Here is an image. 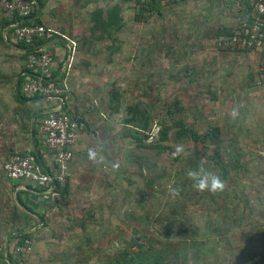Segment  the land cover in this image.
Listing matches in <instances>:
<instances>
[{
  "label": "rangeland",
  "instance_id": "obj_1",
  "mask_svg": "<svg viewBox=\"0 0 264 264\" xmlns=\"http://www.w3.org/2000/svg\"><path fill=\"white\" fill-rule=\"evenodd\" d=\"M237 1L239 0H214L211 10L222 2L226 7L222 9L220 6L222 11L217 14L205 9L202 15H197L201 14L196 11L197 7L196 10H183L181 1H178L177 4L180 5L173 8L179 11H170L171 21L166 14L160 16L148 10L143 14L140 7L145 5L136 3L137 0L124 3L123 0H114V5L124 4V8L129 5L124 12L121 11L125 22L122 31L115 35L116 29H110L112 35L118 38L115 44L117 42L121 45V49L108 54L109 57L113 56L112 63L106 62L105 58L98 54V48L94 50L96 56L92 54L89 57L88 71L91 75L87 78L79 77L80 94L77 101L79 105L84 104L94 109L91 130L80 141L84 147L74 152L69 170L70 195L65 199L56 194L55 198L46 197L45 201L54 202L53 205L47 204L50 227H59V231L63 233L75 230L77 236L68 237L67 242L73 245L78 241L80 248L77 254L82 253L88 264H108V259L122 246L121 233L125 239L134 234L141 242L150 237L161 241L166 237L162 234L159 236V233H163L161 227L168 224L173 217L179 221H185L186 217L190 220L186 225H193L189 229H198V235L190 234L192 239L195 238L194 243L202 244L204 250L214 246L217 248L193 259L194 244L188 241L183 249L186 252L178 260V264H230L229 259L233 258L234 250L240 247L237 240L241 241L242 236L248 232L246 227H250V223L255 221L264 227V83L259 85L256 80L260 52L253 59L249 50L230 52L220 49L216 44L218 29L211 36L207 33L201 34L208 27H216L215 24L221 21V14L226 15L233 10L239 15L238 8L241 5ZM63 3L66 6H57L58 15L47 16L48 24L65 33L69 30L84 32L85 28L79 26L80 16L60 13V10H67L71 1L65 0ZM206 4L209 5V0ZM204 6L202 4L201 11ZM2 8L0 16L5 15ZM137 15L145 18L137 21ZM212 15H217L213 25ZM1 20L0 18V23ZM238 21L239 18L236 22ZM192 31L194 33L190 36ZM100 33L101 30L98 29L91 35L101 39L99 42L110 38L108 33L99 37ZM101 49L105 52L109 48ZM9 52L10 49L0 42V71ZM58 80H62V76ZM113 88L121 92L119 112L112 111L111 108L116 102V99L110 100ZM155 95H158L157 100ZM174 99L182 101L181 105L179 104L182 107L181 113L195 130L203 133L209 125H219L222 129L221 141L208 143L205 148L200 146V152L203 154L200 155V162L204 163V169L207 168L205 163L209 164L207 156L220 148L233 150L232 152L242 151L245 157L243 159L248 160L249 168L244 173L245 179L238 184L239 193L236 194L239 221L224 222L228 228L226 232L217 233L216 230L207 229L206 219L214 212L215 201L204 192L197 191L192 185L191 189L186 186L184 192H179L177 196L172 195L171 190L180 185L179 181H183L187 170L196 169L193 163L196 157L193 143L180 142L184 152L175 160L173 152L177 145L171 141L172 149L157 155L156 150L139 148L132 136H123L121 133L124 128L125 107L128 105L139 101L144 108L145 103L151 101L155 106L154 113L164 116L167 114V108L163 107V104ZM24 108L28 109V106ZM233 109L238 110L235 118L232 116ZM171 117L169 114L167 120L173 122ZM152 124L155 125L153 134L157 135L160 126L154 121ZM174 130L170 133V139H176ZM38 140L40 141L39 138ZM90 146L101 147L105 155L111 161L118 160L121 167L113 169L111 163L105 166L91 163L87 159V148ZM10 147L9 139H0V170L4 161L13 153ZM139 156L145 159L143 168L131 160ZM209 169L211 168L206 170ZM124 174L135 179L137 183H129L128 178H123ZM151 180L155 181L153 186L148 184ZM3 182L0 183V203L10 207H6L2 214L4 216H0L1 239L3 238L4 242V237L11 228L29 225L31 217L27 218L25 215L26 212L35 215L33 206L35 207L36 203L27 199V202L33 205V210L30 211L15 203L16 192L22 187L15 191L13 183H9V188H4L6 183ZM254 189H258L260 194L256 195V191H252ZM145 194L147 196L144 200L142 196ZM138 199H142L143 206L140 208L135 205V200ZM248 199L253 205V212L245 206ZM174 209L176 214L172 212ZM13 210L17 213L15 218L12 217ZM140 216L144 217L138 219ZM115 229L120 230L117 235L113 233ZM67 232L62 235L68 236ZM12 234L18 233L15 231ZM226 237L230 238L225 240ZM236 261L237 263L232 264H247L242 259Z\"/></svg>",
  "mask_w": 264,
  "mask_h": 264
},
{
  "label": "trees",
  "instance_id": "obj_2",
  "mask_svg": "<svg viewBox=\"0 0 264 264\" xmlns=\"http://www.w3.org/2000/svg\"><path fill=\"white\" fill-rule=\"evenodd\" d=\"M27 1H32V0H27ZM41 6H44V0H39ZM178 1H181V3L184 2V0H175L172 3H164L161 0H152V1H146V5L144 7H140L142 10V13L144 14V11L148 10L154 13H157L158 15L163 16V9H166L165 6L169 5L172 6L174 5V2L177 4ZM142 2V0H137L136 3ZM120 4L117 6H112L107 9L105 12L102 9H98L97 12L95 13V17L93 18L99 26H104L106 29L110 28H115L117 34L121 29H122V17H121V11L122 8ZM247 6L248 9H243V15L237 22V24L234 26L235 28L242 27L244 23H252L255 20V15L254 12H251L252 7L249 4V0H247ZM5 11V15L3 16L1 20V32H0V42H2L4 45L9 47L8 40L5 39L2 35L3 29L7 25H11V27L8 28L9 31H14L15 26L12 24H15L18 21L24 20L25 24H43L44 25V20L42 18V15L38 16L35 19L30 20V17L35 16L37 8L35 6L34 10L32 11L30 16H25L22 17L20 16L17 11H13L12 13H8L6 9L3 8ZM168 11H165L167 13ZM142 14V15H143ZM145 17H141L140 15L136 16L137 21H142ZM233 27V28H234ZM111 31V30H110ZM233 29L231 27H223L222 30L219 31L218 37L221 35H230L233 34ZM111 35V34H110ZM46 37H35V43L38 45H42L43 42L47 40ZM116 39V37H115ZM17 45L20 48H25V50L19 51L20 53V60L23 62V66L21 68V71H30L31 69L28 67L27 62H28V57L29 55L35 51L34 48L27 49V45L21 42H16ZM119 49L120 47H115ZM220 49L222 50H229L231 51H258L257 53L260 52V60L257 64L256 67V80L259 78L261 75V72H264V70H260V67H264V63L262 62V58L264 57V48H258L256 45H252L249 47H242L239 45H234V46H227V47H222L220 46ZM116 51V50H115ZM248 51V52H249ZM32 71V70H31ZM25 75L22 76L21 78V84H20V91H21V96L18 95L16 92L15 97L17 100L25 106H28V109L25 111L26 116L28 118V121H31L33 115L38 112L39 110H35L30 106L31 103H25L22 95L23 91V83H24ZM57 79V77H56ZM58 80V79H57ZM261 82L257 83L261 85L264 83V79L260 80ZM62 84H60L61 86ZM112 96L111 99L115 100V104L111 105L112 111L119 112L120 111V102H119V96L121 95V92H119L118 89L113 88L111 91ZM39 95H34L33 97H38ZM63 99L65 101L67 100L66 96V91H63L62 93ZM26 98H29L26 96ZM25 99V98H24ZM158 99V95H155V100ZM59 102V100H58ZM159 102V101H158ZM181 100L179 99H174L171 102H167L163 104V107L166 106L167 108V114H164V116L155 114L153 109H154V104L151 103V101L145 103V107H141V102H136L135 104H130L126 108V115L123 118V124L124 128L121 130V133L123 136L130 135L134 138L136 141V146L139 148H146V149H154L156 150L157 155H162L166 153L168 150L170 151L172 149L171 143H174L175 145H179L180 142H184L185 144L187 143H193L195 146V154L196 157L193 160V163L195 164V168L199 169L200 167H204V163L201 164L200 160V146L205 148V145L208 143H216L221 141V135H222V129L219 125H214V126H207L205 129V132L200 133L199 131L195 130L185 119L184 115L181 113L182 107L179 106L181 105ZM60 104V102H59ZM32 105V104H31ZM56 106V105H54ZM60 112H67L74 117H78L77 113L72 111L71 109L68 108L67 103L64 105L62 110ZM172 115L171 120L173 122H170L167 120L168 115ZM43 114L37 116L35 119V129H34V134H35V140L40 152V156L43 158L45 157V150L47 149L44 144L38 140L37 138V129H36V124L39 121L40 117H42ZM156 122V125H159V130L157 135L153 134V130L155 125L152 124V122ZM82 125V123H81ZM83 128L85 125H83ZM89 130H91V125H89ZM172 129L174 130V134L176 139H170V133H172ZM81 128L78 130L80 131ZM95 133V132H94ZM78 134V132H77ZM233 150H229L227 148H220L217 149V151L211 155H208V160H209V165L208 163H205L207 168H211L208 171L214 172L216 175H218L226 184V187L224 191L222 192H217L215 194L209 193L205 191V195L207 197H210L212 200L215 201L213 204V213L210 215L208 219H206V225L207 229H212L216 230V232H226L228 228L224 225V222H229V221H235L238 222L239 219L237 218L238 210H237V201H236V194L239 193V188L238 184L242 182L245 179V171L248 170V160H244V153L242 151H236L232 152ZM28 153H31L37 157V161L40 163L38 156L35 152L34 147L30 148V151ZM18 154H26V153H18ZM15 155V154H13ZM12 155V156H13ZM11 156V157H12ZM10 157V158H11ZM180 155L174 156L173 158L175 160H178ZM9 158V159H10ZM8 159V160H9ZM134 162L138 164L140 168H143L145 165V159L143 156H139L135 159H131ZM130 160V161H131ZM211 160V163H210ZM7 159L4 161V164L6 163ZM41 164V163H40ZM4 168V165H3ZM206 168V169H207ZM44 169V168H43ZM45 170V169H44ZM185 170V169H184ZM5 171V169H4ZM46 171V170H45ZM142 171V170H141ZM138 173L141 175V173L138 171ZM7 175V174H6ZM8 177V176H7ZM123 178H128L129 183H137L135 179H131L127 175H123ZM183 181H179V186L176 187V189H179V192H184L186 189H184L186 186L189 187V189L192 188L193 181L189 179L186 176H183ZM10 179V178H9ZM11 180V179H10ZM69 175L67 176V180L65 182H61L57 180V184L54 187V190L51 194H57L61 198H67L68 195H70V184H69ZM13 183V188L20 184L22 181H16V180H11ZM18 182V183H17ZM154 180L148 181V184L153 186L154 185ZM24 183V182H23ZM27 185L26 187L31 188V190L27 189H20L16 192V195L14 197L15 203L21 204L24 208L30 211L32 209V205L25 201L26 198L29 197V195H34V196H39L41 194L36 193L37 191H41L39 187L33 186L32 183H24ZM151 190V188H150ZM172 191V190H171ZM252 191H256V195L260 194V191L258 189H254ZM25 193H27L25 197ZM147 194L142 196V198L145 200ZM239 197V196H238ZM258 200V196L256 197ZM142 199L135 200V205L136 207L140 208L143 206L141 203ZM49 205H53L54 202L48 203ZM5 208L8 207L10 208L7 204H5ZM1 206V203H0ZM245 206L250 212H253V205L251 204V200H247L245 203ZM33 210V209H32ZM175 209L172 211L174 212ZM4 213L3 211H0V214ZM150 214V212H148ZM217 213V215H216ZM148 214V215H149ZM176 214V212H174ZM42 217L46 216V213H41L40 214ZM264 215V212H263ZM262 215V216H263ZM17 216V213L13 210L12 217L15 218ZM31 217V214L26 212L25 217ZM144 216H140L138 219H142ZM239 217V216H238ZM186 221V222H185ZM185 221H179L176 219V217L171 218V221L168 224H164L163 227V233H159V236L162 234L163 239L161 241H156L155 239H150L147 238L145 242H141L134 234H130L128 238H123L124 235L123 233L120 234V239L123 240L122 246L119 247V249L111 256V258L108 259V264H178V260L185 254V249L186 242H193L194 239L190 237V234L198 235L199 231L197 228H193L192 231L189 229V227L193 226L191 224L186 225V223H189L190 220L185 217ZM85 222V221H84ZM168 222V220H167ZM82 224V223H81ZM166 225H169L167 228ZM217 225V226H216ZM44 226H46V223H44ZM83 226V224H82ZM166 226V228H165ZM181 226V228H180ZM1 227V223H0ZM4 227V226H3ZM175 227V230L173 228ZM214 227V228H213ZM215 227H217L215 229ZM256 227V229H255ZM248 228V232L243 235L242 233V238L241 241L237 240L239 248L235 249V254L233 255V258H230V264L232 263H237L236 260L242 259L244 262L246 261L247 264H250L251 262H257V264H264V227L262 225H258V221L251 222L250 227ZM32 226L31 225H23V227H16V228H11L9 231H7V234H12V232L17 231L18 234L11 235L9 238V241H11L12 238L18 237L19 242L18 244L22 245L24 244L29 238L32 237V232H31ZM231 230V229H229ZM233 229L231 230V232ZM107 232V231H106ZM120 230H114V234H118ZM134 232V230H133ZM168 233V235H167ZM219 235V234H218ZM230 237H226L225 240L229 239ZM235 241V239H234ZM233 241V242H234ZM194 247L192 248V251H195L193 254V259H197L196 256L200 255H206V252H211L215 251L217 248L214 246L211 249L204 250L202 248V244H197L194 243ZM19 246V245H18ZM199 246V249H196V247ZM182 247V248H181ZM102 249V247H100ZM98 248V249H100ZM256 248V251L254 249ZM96 249V251H98ZM182 249V250H181ZM9 250V260L6 259V250L4 247L0 248V264H18L15 261V258L13 257V253L11 252L10 246H8ZM84 262L86 263L85 256L83 257Z\"/></svg>",
  "mask_w": 264,
  "mask_h": 264
},
{
  "label": "crops",
  "instance_id": "obj_3",
  "mask_svg": "<svg viewBox=\"0 0 264 264\" xmlns=\"http://www.w3.org/2000/svg\"><path fill=\"white\" fill-rule=\"evenodd\" d=\"M33 1L38 11V6L36 1H38L39 3L40 1L39 0H33ZM64 1L65 0H44V6L43 7L41 6V13L39 14V16L42 15V18L44 20V25L46 26L47 29L48 39L45 42H43L42 45L43 48L48 53H50V55L53 58L52 76L55 78L57 77V79H59V77L62 76V80L60 81L58 80V81L60 82V84H62L61 86L63 90L66 91V95L68 96L67 100L65 101V99H63L64 101H62L61 99H58L57 97L53 96L52 98H48L46 100L45 99L38 101L24 100V102L31 103L32 108H34L35 110L37 109L39 111L51 110L52 108H56L57 106L59 109H62L64 105L67 103L68 108L74 111L75 113H77L78 117L85 118L88 125L87 128H83L84 126L82 124L81 130L78 131L76 143L74 146V152H75L76 150H80L82 149V147H84L83 142L80 141L81 139H84V136L88 133V131H90L88 127L89 125H91L92 113L94 110V109L92 110V108L84 104L79 105L77 101V98L80 94L79 77L87 78L88 76L91 75L88 71L89 70L88 65L90 63L89 57H91L92 54L93 56L94 55L96 56L97 53L96 51H94L96 48H98L97 50L98 54L102 55L103 59L105 58L106 62L112 63V61H114L113 56L109 57L108 54H110V52H115V50H118L115 47H120L119 49H121V45H118L117 42L115 44V41L116 40L118 41V38L115 36L116 34L112 35V32L109 29H106V27L104 26L95 25L97 23L93 19L96 16L95 13L97 12L98 9H102L106 12L109 7L115 6L113 3L114 0H67V1H71L70 6H68L66 11L60 10V13L64 15L71 14V16H76V17L80 16L81 21L79 26L85 28L84 32H80V33L79 32L76 33V31L72 32L71 30H69L66 33L61 32L48 24L47 16L58 15L57 13L59 11L57 9V6L58 5L66 6L63 3ZM129 1L132 0H123V3ZM213 1L214 0L210 2L209 0V5H207L206 3L208 2V0H184L181 6L183 10L184 8L185 9L190 8L191 10L193 8L194 10H196L195 8L197 7L196 11L198 13L201 12V14H197V15H202L203 14L202 12H204L205 9H210V12L215 11V14H217L218 11L221 12L222 9L226 7V4L224 3L223 5L222 2L221 4H217L214 10H211V7L213 6L212 4L215 3ZM237 2L239 5H241V7L239 6L238 8L239 15H237L236 11L233 10L232 11L230 10L229 13H227L226 15L221 14L220 15L221 21H218V24H215L216 27H212L210 29L208 27L207 30L202 32L201 34L206 35L207 33L209 36H211L216 29H218V33L220 30L223 29V27H231V29H233V27L237 24L236 22L237 19L238 18L240 19L242 17L243 9H248L247 0H239ZM111 3L113 4L111 5ZM202 4L205 5L204 6L205 8L201 11L200 8ZM249 4L252 7V0H249ZM179 5L180 4H174L172 6L166 5L165 6L166 9H163L164 10L163 14H166L167 17H169L171 20L172 16L170 14V11L177 10L176 12H178L179 9H175L173 7ZM120 6L123 12L124 9H127L129 7V5H125L124 8V4L122 5L120 4ZM220 6H222V9L219 8ZM0 8H2L1 5ZM165 11H168V13H165ZM186 11L188 12V10ZM251 12H253V7L251 9ZM216 16L215 17L213 15L211 16L214 17L213 18L214 21L212 25L215 23ZM2 17L3 15L0 16L1 19ZM121 17H123L122 14ZM206 20H208V18ZM122 24L124 25L125 22L123 21ZM9 27H11V25H7L2 31L3 37L5 39L7 37V40L9 39L8 40L9 47L7 48L10 49V52L7 53V55L5 56L3 60L2 71H0L1 72L0 73V101H1L0 102V139H9V143L11 144V147L9 149L13 151V153L7 159H9L13 154L23 153V152L28 153L30 151V148L33 147L32 135H34L35 138V134L34 133L32 134L31 131L32 119L31 121H28L25 112L27 109L24 108L25 105H22L17 100L14 94L15 92L17 93L16 81L18 79V76L26 71H21L23 62L20 60L19 51H22L23 49L15 46V44L17 43L13 35L14 31L11 30L8 32ZM98 29L101 30L100 33L101 35H99V37H102L103 34L108 33L110 38L100 42L99 40L101 39L93 38L91 33L96 32ZM121 31L122 29L119 32ZM193 33L194 31H192L190 36H192ZM54 37L63 38L65 41L61 39L51 40ZM49 40L51 41L46 43ZM101 47L109 48V49H107L108 51L106 50L104 52L103 49H101ZM250 52H251L250 54L251 58L253 59L256 58V56L258 55L257 54L258 51L256 52L252 50ZM22 92H23L22 95L24 94L23 97L26 95L29 98H32V96L27 95L26 93H24V91ZM26 96L24 98L28 99L26 98ZM34 129H35V123H34ZM36 129H37V137L42 142L38 133L37 124H36ZM42 159H43V163L41 164L43 168L46 171L50 172L51 174H55V169H56L55 163L53 161L52 153L48 149L45 150V157H43ZM3 165H2V169L0 170V175H1L0 183L5 181L6 184L5 185L2 184L3 187L9 188L10 187L9 183H14V182H12L7 177ZM20 186L23 189L27 185H25L23 182H20V184L15 186L13 190L15 189L16 191V189H18V187ZM26 194L27 193H25V197L27 196ZM55 197L56 194L53 195L51 194V196L47 198L51 199ZM27 199L32 203H36L35 207L30 203L33 206L34 212H36V214L35 215L31 214V218L29 219L30 221H28L29 225L32 226L31 231H34V233L33 236L29 238L22 245L18 244L19 242L18 237H14L11 239L10 242H8V246H10L11 248V252L13 253V257L15 258V261L18 264H88L89 262L86 263L84 262L82 253L77 254V251L80 248V244L77 243L78 241L76 240L73 245L71 244V242H67L68 237L73 238L77 236L75 234L76 233L75 230H70L69 232H67L66 230L68 229H66L65 231L69 235L63 236L62 234H65L66 232L65 233H63L62 231L60 232L58 229L59 227L56 228L54 225L53 226L51 225L50 227L51 221L49 220V216H48L49 212L47 210L48 203L47 202L45 203L46 196L44 195L34 196L30 194L29 197L25 199V201H28ZM5 206H6L5 203H1L0 206L1 212L4 209H6ZM40 207L44 209H41ZM37 213L38 215L40 213H46V216L43 217L44 218L43 224L46 223V226H43V224L39 226L40 221L37 217ZM2 214H0L1 217L4 216ZM5 219L7 218L5 217ZM70 233L72 234V236ZM1 235L2 233L0 232V248L4 247L6 250V240L8 239L9 241L11 235L16 236V234H6L4 237V242H3V238L1 239L2 237ZM17 247H21V248L18 250Z\"/></svg>",
  "mask_w": 264,
  "mask_h": 264
},
{
  "label": "built area",
  "instance_id": "obj_4",
  "mask_svg": "<svg viewBox=\"0 0 264 264\" xmlns=\"http://www.w3.org/2000/svg\"><path fill=\"white\" fill-rule=\"evenodd\" d=\"M146 1L141 3L146 5ZM164 3H172L175 0H161ZM0 5L8 13L17 11L22 16H30L35 8L34 1L27 0H0ZM255 20L252 23H244L242 27L233 28V34L221 36L217 45L220 47L239 45L249 47L256 45L264 48V0H252ZM32 18H30L31 20ZM16 42L27 45L29 49L34 48L28 57L27 65L32 70L24 74L23 91L27 95L46 96L52 98L61 96L63 88L60 82L52 76L53 58L43 46L35 43V37H46L47 29L43 24H25L24 20L15 23L13 32ZM264 63V57L262 58ZM264 70V67H260ZM264 79V72L257 79L258 82ZM59 99V98H58ZM62 109L52 108L44 112L37 122L39 136L44 146L52 153L55 163V174L45 171L37 161V157L31 153L15 154L4 164L5 172L11 180L32 183L42 190L44 196L49 197L53 179L65 182L69 175L71 163L74 159V146L77 139V132L82 127L76 117L60 112ZM21 247H17L19 250Z\"/></svg>",
  "mask_w": 264,
  "mask_h": 264
},
{
  "label": "clouds",
  "instance_id": "obj_5",
  "mask_svg": "<svg viewBox=\"0 0 264 264\" xmlns=\"http://www.w3.org/2000/svg\"><path fill=\"white\" fill-rule=\"evenodd\" d=\"M13 26H15V24ZM221 36H224V35H221ZM221 36L217 37L216 44H217L218 39ZM237 115H238V110L233 109L232 111L233 118H235ZM183 152H184L183 146L177 145L175 151L173 152V156L180 155ZM87 159L91 163L97 166H105L106 164L111 163V167L113 169H119L121 167V164L118 160L111 161L105 155L104 150L99 146H90L87 148ZM186 175L189 179L193 181V187H195L196 190L199 192L207 191V192L215 194L217 192L224 191L226 187L225 182L218 175H216L214 172L204 169L203 167H200L199 169H189L187 170ZM179 191H180L179 189H173L172 195L173 196L179 195ZM38 194L44 195L42 193V190H41V193H38Z\"/></svg>",
  "mask_w": 264,
  "mask_h": 264
},
{
  "label": "water",
  "instance_id": "obj_6",
  "mask_svg": "<svg viewBox=\"0 0 264 264\" xmlns=\"http://www.w3.org/2000/svg\"><path fill=\"white\" fill-rule=\"evenodd\" d=\"M36 3H37V6H38V11H37V14L34 16V17H32V19H35V18H37L38 16H39V14L41 13V5H40V3L38 2V1H36ZM31 19V20H32ZM14 25V24H13ZM6 39H7V37H6ZM54 39H61V40H64L63 38H60V37H54L53 39H51V40H54ZM51 40H49V41H47L46 43H48V42H50ZM65 41V40H64ZM15 46H17V47H19L17 44H15ZM27 49H29L28 47H26ZM23 50H25V48H22ZM27 73H29V71H26V72H24V73H21L19 76H18V79H17V81H16V91H17V93H18V95H20L21 96V91H20V81H21V77H22V75H24V74H27ZM22 97V96H21ZM58 98L59 99H61L62 101H64L63 100V97H61V96H58ZM43 99H48V97H46V96H39V97H32V98H28V99H24L23 98V100H26V101H38V100H43ZM47 111H50V110H47ZM47 111H38V112H36L34 115H33V118H32V125H31V131H32V134L34 133V123H35V119L37 118V116H39V115H41V114H44V112H47ZM77 118V120L80 122V123H82L83 125H88L87 124V122H86V120H85V118H83V117H76ZM32 143H33V147H34V149H35V152H36V154H37V156H38V158H39V160H40V162L41 163H43V159H42V157L40 156V152H39V149H38V146H37V143H36V140H35V138H34V135H32ZM56 184H57V180H56V178L55 179H53V181H52V185H51V191L54 189V187L56 186ZM28 190H31V188H27ZM36 193H41V191H37ZM36 214V213H35ZM37 217L39 218V220H40V222H41V224H39V226H41L42 224H43V222H44V218L41 216V215H38L37 214ZM6 259L8 260V261H10L9 260V250H8V239L6 240Z\"/></svg>",
  "mask_w": 264,
  "mask_h": 264
}]
</instances>
